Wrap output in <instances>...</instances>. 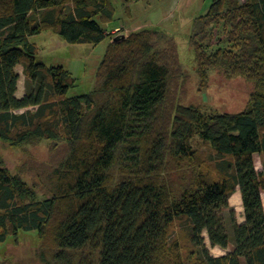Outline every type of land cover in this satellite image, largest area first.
Listing matches in <instances>:
<instances>
[{"label":"trees","instance_id":"obj_1","mask_svg":"<svg viewBox=\"0 0 264 264\" xmlns=\"http://www.w3.org/2000/svg\"><path fill=\"white\" fill-rule=\"evenodd\" d=\"M114 11L111 0H0V139L70 146L44 199L0 157V245L36 231L57 264H264V0H213L190 37L203 85L214 70L254 82L238 112L171 101L186 77L173 38L163 46L159 30L144 28L110 36ZM44 32L72 44L111 38L92 92L69 96L71 71L39 60L31 38ZM186 161L200 171L176 188ZM237 188L242 223L230 204ZM177 220L185 241L172 238ZM205 231L231 251L212 255Z\"/></svg>","mask_w":264,"mask_h":264},{"label":"rangeland","instance_id":"obj_2","mask_svg":"<svg viewBox=\"0 0 264 264\" xmlns=\"http://www.w3.org/2000/svg\"><path fill=\"white\" fill-rule=\"evenodd\" d=\"M213 0H111L114 7V19L107 24L110 36L124 37L139 29L159 30L164 46L166 37L177 45L179 59L184 67V74L173 86L171 101L176 96L180 103L199 107L205 113L238 112L243 110L250 99L255 84L244 77L228 78L221 71H212L206 84H202L197 73L195 52L190 43L195 20L208 12ZM165 37V39H164ZM39 50L38 58L48 66L63 65L77 79V85L69 91V96L90 93L97 85V70L111 41L107 37L98 45L69 43L59 35L44 32L31 38ZM20 85L26 87L27 77L23 64H19ZM177 85V86H175ZM99 96V101L102 99ZM170 102V101H169ZM201 155L209 158L212 151L200 144ZM70 153L67 143L53 145L43 140L36 145L13 147L0 139V157L5 166L15 175H19L37 197L44 199L52 195L54 172ZM214 154V153H213ZM256 166L261 168L262 158L255 154ZM263 166V165H262ZM200 171L197 164L186 161L184 169L175 177L176 188L192 180ZM185 181V182H183ZM231 204V203H230ZM233 206V205H232ZM235 208V207H234ZM238 221L244 219L240 209H236ZM228 231L232 232L229 214L224 212ZM183 221L177 220L173 226L172 238L180 236L185 241V231L181 229ZM206 244L214 256H222L231 251L212 246L207 232H204ZM57 249L44 240L36 231L20 232L8 242L0 245L1 264H57L54 253ZM186 250L184 258H188ZM195 257V262L196 261ZM197 264V263H196Z\"/></svg>","mask_w":264,"mask_h":264},{"label":"crops","instance_id":"obj_3","mask_svg":"<svg viewBox=\"0 0 264 264\" xmlns=\"http://www.w3.org/2000/svg\"><path fill=\"white\" fill-rule=\"evenodd\" d=\"M18 67L19 65L17 66V72L20 74L19 70H18ZM20 80H21V74H20V79H19V82H18V90H17V97L19 98H22L25 96L27 90H26V87H22L20 85ZM30 109H36V107H31ZM26 109H20V110H17L16 112L17 113H22L24 112ZM263 164H261V168H258L259 170H262L263 169ZM230 203L231 205H233V207H235V209H240L244 214V206H243V200H242V195H241V192H240V189L237 188V190L235 191V193L230 197ZM244 217V216H243ZM245 221V217L242 221H239L240 223L244 222Z\"/></svg>","mask_w":264,"mask_h":264},{"label":"built area","instance_id":"obj_4","mask_svg":"<svg viewBox=\"0 0 264 264\" xmlns=\"http://www.w3.org/2000/svg\"><path fill=\"white\" fill-rule=\"evenodd\" d=\"M110 33V32H109Z\"/></svg>","mask_w":264,"mask_h":264}]
</instances>
